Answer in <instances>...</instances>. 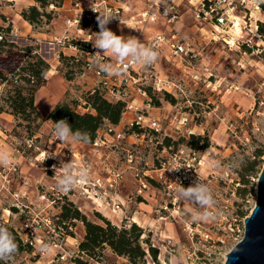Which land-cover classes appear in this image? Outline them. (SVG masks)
<instances>
[{
  "label": "rangeland",
  "instance_id": "obj_1",
  "mask_svg": "<svg viewBox=\"0 0 264 264\" xmlns=\"http://www.w3.org/2000/svg\"><path fill=\"white\" fill-rule=\"evenodd\" d=\"M32 5L42 13L35 24L21 15ZM105 13L117 18L107 25L116 35L134 36L159 53L154 69L137 65L139 80L123 84L124 90L120 87L115 94L96 74L93 55L97 50L92 43L99 31L96 16ZM220 17L224 21L218 25ZM236 17L239 30L234 27ZM263 30L264 0H46L44 6L35 0H0V41H4L0 44V149L11 156V166H0V226L13 228L22 244L34 243L27 247L15 239L18 253L0 264H133L107 244L92 253L82 252L79 243L85 224L81 217L64 236L45 222L55 208L38 193L42 189L49 195V189L56 187L48 165L53 155L66 163L67 150L93 153L104 168L121 174L116 190L124 202L120 213L101 214L100 204L79 196H71L72 207L99 224L140 227L139 243L146 255L137 264H224L226 253L243 236V219L255 203L264 163ZM172 34L195 54L189 66L164 41L155 42L158 35ZM37 58L48 65L46 70L38 66L39 81L28 70ZM100 60L117 65L115 57L107 54ZM117 77L106 76L115 90ZM155 79H162L170 91H154ZM94 92L108 101L123 102L118 121L103 119L89 143L58 141L49 112L63 103L78 114H96ZM30 93L33 108L28 104ZM127 103L145 113L134 108L126 111ZM139 114L157 121L161 137L153 143L165 147L164 137H168L173 147L169 153L152 149L151 136L145 134L144 138L128 134L108 146H94L96 136H105L110 124L128 128ZM183 117L187 119L181 124ZM194 142H208V146L195 150ZM181 150V156L193 161L195 181L213 192V211L218 213L214 220L192 222V212L204 209L178 202L173 195L177 184L167 191L166 184L150 183L146 199L126 200L136 198L140 170H150L163 157L178 156ZM209 157L219 167H210ZM31 222L41 223L40 227L26 226ZM41 243L50 246L47 254L39 250ZM149 246L156 249L155 258Z\"/></svg>",
  "mask_w": 264,
  "mask_h": 264
},
{
  "label": "built area",
  "instance_id": "obj_2",
  "mask_svg": "<svg viewBox=\"0 0 264 264\" xmlns=\"http://www.w3.org/2000/svg\"><path fill=\"white\" fill-rule=\"evenodd\" d=\"M227 0H218V2H223L225 3ZM210 2V1H209ZM157 4V2H156ZM208 4V3H207ZM153 4L152 6H154ZM143 13V15H145ZM223 18L220 17L218 18V23L220 24L223 23ZM233 23V22H232ZM164 41L168 47V49L171 52L176 53L178 58H180L181 61H186L187 65L189 66L190 61L195 57V54L193 53L192 50H190L186 44L184 43H179L177 39H175V35L172 34L168 37H164L163 35H158L156 37L155 42H161ZM125 63H129L128 61H125ZM153 69L154 66L150 65ZM116 67H120V65L117 63ZM138 71L139 68L135 64H131L127 69L126 72L123 76H119L115 79L117 82V87L116 90L114 89L113 86L108 85L106 81V74H102L99 70L96 71V74L100 77L104 87L108 88L109 91L113 94L119 93L120 87H123L122 89L124 90V85L125 83L133 80L132 83H136L137 80H139L138 77ZM154 75V72H151L150 77ZM137 78V79H136ZM154 91H160L162 89H165L167 91H170V89H167L162 85V79H155L154 83L151 87ZM140 91V88H138ZM145 90V89H144ZM144 94V92H143ZM145 102V101H144ZM146 106H150L149 103L145 102ZM132 108L136 111H140L145 113L142 110H137V108L133 107L132 103H127L125 110L129 111ZM186 117L181 118L180 123L183 124L186 121ZM104 125V124H103ZM160 133V134H159ZM105 136H96L95 140V145L94 146H99V145H107L109 143H115L116 139H123L125 136L128 134L133 135L134 137H141L144 138V134L147 136H151L152 143L153 141H156L159 137H161V129L159 128V125L155 119L152 120H145L142 114H139L136 116V118L133 120L132 123H129L128 128H122L118 129V126L110 124L105 131ZM143 136V137H142ZM168 138V137H164ZM115 140V141H114ZM154 144V143H153ZM161 143H155L153 145L154 150L158 149H163L167 153H169L173 147L171 144H166L165 147L160 145ZM164 144V143H163ZM183 151L181 150L179 155L177 156L176 154H168L166 157H163L161 160H159V163L152 167L150 170H140V179L138 181V185H136L134 189V195L135 199L132 197H129V199L126 198V200L132 201V200H138L137 197H142L139 201H142V199H146L148 194L146 193L148 190H150L151 184H161L163 183L164 185L166 184L165 189L169 191L172 189V186L176 185L177 183L181 184L182 186L186 187L191 185L195 181V168L192 164V160L190 159H185V157L181 156ZM44 155V153H42ZM132 154H129L127 156L128 158L131 157ZM127 157H124L126 160ZM52 162L49 163V168L50 171L53 173V176L55 179L58 180V178L62 175V169L59 168L61 161L59 157H55L54 155L52 156ZM63 160L66 161V163L71 162L75 168L82 167L84 165H87L90 167V175L89 179L86 183L83 185H78L76 188L73 190L69 191L68 193H62L57 190V187H51L49 190L50 194L46 195L45 191L42 189L39 191L38 195L40 199H45L47 200L55 210L53 211L52 214H50L47 218H45V222H48L49 224L52 225L53 229L55 230V233L61 236H64L68 231L71 230V226L77 219L73 218L72 223L69 222L68 219H62L60 213L62 209V204L63 203H68L71 204V206H74V202L72 201L71 196H79V197H84L87 200H91L93 203L100 204L101 209L99 212L101 214H111L115 215L121 212L122 205L124 202H122L118 198L117 194V188L121 179V174L116 171V169H107L104 168V165H101V160H97L94 157V154L92 153L91 155H86L83 154L82 152L76 151V150H67L65 151V156ZM130 161H132L131 158H129ZM53 165H56L57 169L54 171L53 170ZM174 168H180L179 171L173 170ZM149 171H152L154 173V176L149 173ZM153 183H152V182ZM151 183V184H150ZM179 184L176 186L179 187ZM124 201V200H123ZM171 203V202H169ZM172 204V203H171ZM163 210H167V205H164ZM179 209L174 208L173 211L177 212ZM39 226L41 223L36 222L34 225L31 222L26 223V226ZM33 228V227H31ZM30 232V231H29ZM31 233V232H30ZM204 238H208L207 234H204ZM27 244L34 245L32 241H27ZM153 246V245H152ZM53 247H59L57 243H53Z\"/></svg>",
  "mask_w": 264,
  "mask_h": 264
},
{
  "label": "clouds",
  "instance_id": "obj_3",
  "mask_svg": "<svg viewBox=\"0 0 264 264\" xmlns=\"http://www.w3.org/2000/svg\"><path fill=\"white\" fill-rule=\"evenodd\" d=\"M254 2H259V0H254ZM113 19L117 18L111 13L98 14L96 16L99 31L96 32V38L92 46L97 50L93 55L97 57L95 63L98 70L110 77L123 76L131 64L141 66L154 64L159 58L158 51L143 45L134 36L116 35L107 27ZM120 24L123 25L121 22ZM105 54L115 57L120 67H116L111 63L101 62L100 57ZM125 61L129 63H125ZM54 132L57 140L61 143L80 142L86 144L91 139L90 135L86 132H74L71 125L65 119L55 122ZM207 163L210 167H219V162L211 157L208 158ZM0 166H11V156L8 151L3 149H0ZM52 167L54 171L57 169L55 165ZM59 168L63 171L56 182V187L62 193H68L78 185H83L89 179L90 167L87 165L75 168L71 162L64 163L61 161ZM173 170L179 171L180 168H174L171 171ZM173 195L178 202L187 201L204 209V211L192 212V222H207L217 217L218 213L213 211L216 206V200L212 190L206 184L198 180L188 187L179 184V187L174 190ZM39 250L47 254L50 251V246L46 243H41ZM17 253L18 245L15 237L6 227L0 226V261H11Z\"/></svg>",
  "mask_w": 264,
  "mask_h": 264
},
{
  "label": "trees",
  "instance_id": "obj_4",
  "mask_svg": "<svg viewBox=\"0 0 264 264\" xmlns=\"http://www.w3.org/2000/svg\"><path fill=\"white\" fill-rule=\"evenodd\" d=\"M35 1L40 2L41 6H44V3H46V0ZM21 15L29 23L35 24L37 23V17L41 16L42 13L37 9L36 6L32 5L28 8V11L23 10ZM260 26H263V24L260 23ZM3 42L4 41H0V44ZM40 65H43L45 70L47 69L48 65L41 58H37V60L34 63L29 64L28 67L31 75L35 76L38 81L42 77V72L38 67ZM27 80L29 81L30 78ZM92 97V105L96 111V114H78L69 105L60 103L49 112L48 117L53 121V123L61 119H65L71 125V128L74 132H86L90 135V138H92L95 134L96 128L103 121V119H108L112 123H116L118 121L123 106L122 101H108L97 92H94ZM27 99L29 106L33 108V98L31 93ZM15 107L19 108L20 106L16 105ZM22 110L23 108L20 109L19 112ZM170 142L171 140L169 138L165 139L166 144ZM207 146L208 142H204L201 145H198L197 142H194L192 148L200 151ZM60 215L62 219H68L71 223L73 218L78 219V217H81L84 221L85 235L83 240L79 243V249L82 252L92 253L95 248H98L103 244H107L117 254L126 255L129 261L133 264H137L138 260L145 257L146 255L145 249L142 248L139 243V236L142 233V229L134 223L131 224L130 229H126L125 227H121L120 229L117 226L111 224L109 221H104L105 225L89 221L85 219L83 215H80L75 207H72L71 204L68 203L62 204ZM8 230L14 234L16 241L20 245H26L27 247L30 246L27 243H21V238L13 228H9ZM148 250L153 258H155L156 249L149 246Z\"/></svg>",
  "mask_w": 264,
  "mask_h": 264
},
{
  "label": "water",
  "instance_id": "obj_5",
  "mask_svg": "<svg viewBox=\"0 0 264 264\" xmlns=\"http://www.w3.org/2000/svg\"><path fill=\"white\" fill-rule=\"evenodd\" d=\"M224 264H264V163L255 203L243 219V236L226 253Z\"/></svg>",
  "mask_w": 264,
  "mask_h": 264
},
{
  "label": "bare ground",
  "instance_id": "obj_6",
  "mask_svg": "<svg viewBox=\"0 0 264 264\" xmlns=\"http://www.w3.org/2000/svg\"><path fill=\"white\" fill-rule=\"evenodd\" d=\"M237 18V17H236ZM237 20L238 21H235V25H234V27H235V30H239L241 27H239V18H237ZM133 221H136L137 222V218L134 216L133 218Z\"/></svg>",
  "mask_w": 264,
  "mask_h": 264
}]
</instances>
